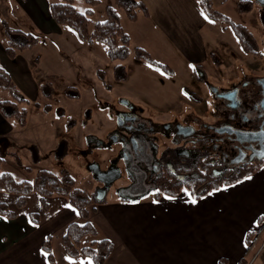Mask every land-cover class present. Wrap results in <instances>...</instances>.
<instances>
[{"label":"crops","instance_id":"0c3cea01","mask_svg":"<svg viewBox=\"0 0 264 264\" xmlns=\"http://www.w3.org/2000/svg\"><path fill=\"white\" fill-rule=\"evenodd\" d=\"M134 1L141 2L147 13L141 9L143 15L132 24L133 35L126 32L130 37V45L135 36V47L152 53L149 45L137 40L134 31H138L139 40L156 44L157 47L153 48L175 55L187 79L192 75L198 78L200 73H207L206 69L211 71L213 77H217L221 66L219 64L225 63V72L238 80L240 63L248 62V58L253 59V62L256 59L252 55V58L243 55L239 61L224 60L217 45L218 40L212 37L214 31L219 33L223 27L217 28L219 22L207 18L197 0H131ZM210 1L220 11L222 7L231 3L237 5L241 0ZM50 3L51 0H0V7L12 10V26L48 35L46 37L61 43L63 30L50 14ZM32 52H36V49L28 55L10 59L0 39V65L13 78L19 90L37 100L41 92L48 96L52 91V94L56 93L57 87L51 81L44 82L46 73L40 67L41 59ZM129 60L143 62L135 60L133 52ZM127 72L129 80V68ZM169 75L173 79L176 77L174 72ZM34 76L36 79H33ZM177 82L180 83L177 86L179 88L182 83ZM67 88L69 86L63 85L60 90L65 91ZM185 89H178L181 97L186 96ZM101 93L97 94L99 105H96V122L104 128L107 126L105 120L109 121V118L105 117L107 110L101 116L104 104H100V99H110L107 100ZM0 97H4V94H0ZM46 105L49 104L46 103L44 107ZM28 124L29 119L25 127ZM85 126L76 123L71 129L74 138H81V129ZM25 127H19L18 130L12 120L0 114V157L4 163L6 156L19 144L18 133H23ZM85 141L89 150L96 148L97 137L91 133L85 136ZM31 142L27 140L24 148L31 149L34 160L38 162L41 160L40 154L46 152L30 145ZM60 147V154L63 150L66 152L68 143L61 140ZM12 170L22 173L14 165L9 171ZM20 180L30 181L25 178ZM104 198L91 212L93 224L113 245V251L104 264H238L246 255L247 233L258 231V220L264 218V165L255 174L211 191L199 199H195L188 191H182L175 197L162 195L157 198L155 193L134 196L117 194L115 197L101 194L97 199ZM17 200L16 195L0 192V204H6L17 213L14 218L0 214V264H94L86 257L71 258L65 251L63 236L71 223L80 221L78 211L72 205L68 207L70 203L66 198L55 196L47 199V209H44L42 197L36 192L27 197L23 208H17ZM31 214L39 216L38 223L32 221ZM48 236L52 238L54 263L42 248Z\"/></svg>","mask_w":264,"mask_h":264},{"label":"rangeland","instance_id":"374dc122","mask_svg":"<svg viewBox=\"0 0 264 264\" xmlns=\"http://www.w3.org/2000/svg\"><path fill=\"white\" fill-rule=\"evenodd\" d=\"M51 1L58 2L61 0ZM121 2L123 5L118 4L117 0H101V5L93 7L94 12L90 18L93 21L105 20L106 7L111 6L120 15L121 23L126 32L133 35L131 31L134 29L132 24L135 21L130 19L129 12L126 10V8H129L131 0H121ZM252 2V11L247 13L241 12L238 5L234 3L228 4L219 10L230 17L234 23L243 25L251 31L260 51L263 53L254 62L253 59L248 58V56H251L246 54L230 26L228 29H220L219 33L214 31V36L212 34V37L218 40L217 45L223 53V56H220L224 60L239 61L243 55L248 58V62L240 63L238 66V69H241V72H239L240 78L244 74L254 76L264 74V6L260 0H253ZM75 6L84 13L89 8L84 0H75ZM135 10L138 17L143 15L140 9ZM11 12L12 10L8 11L0 7V22L5 19L9 24L12 23ZM133 14L131 13V16ZM216 26L217 28L219 26L223 27L221 23H217ZM92 27L93 22L90 24L89 29L92 30ZM60 28L63 30L61 43L50 39L51 37H46L48 35L37 33L41 47L35 48L36 52H32L41 59L40 67L46 73L44 82L51 81L55 83L57 87L56 93H54L55 96L50 97L43 95L41 92L38 99L33 100L20 90L21 95L29 101L26 105L29 112V124L23 128V133H18V137L21 138L18 139L19 144L14 147L11 154L6 156V163H3V169L9 171L14 165L22 172L19 174L16 170H12L15 177L17 179H29L31 182L35 180L37 173L41 170H47L56 175L67 172L75 178L76 184L80 189L85 190L89 195H94L96 198H99L101 194L115 197L119 189L127 186H133L132 191H126L125 195L127 196L141 195L142 193L154 194L153 184L148 183L147 176H141L140 173L129 174L125 171L122 163H119L122 167L120 177L109 185L97 179L90 170V166L95 164L103 172L109 167L117 166L119 162L117 146L114 145L111 149L108 147H96L89 150L85 141V136L88 133L102 141L105 138V131H108L113 125L110 120H105L107 126L103 128L96 122V105H99L97 94L102 92V96H105L107 100L109 98L110 103L125 97V99L131 100L132 103L145 109L146 112L151 113L155 117L160 114L153 109L164 110L171 107L175 108L176 114L180 113L181 116L191 112L198 117L205 116L209 118L213 112L211 106L213 97L210 88L226 89L231 82H236V80L232 78L231 74L225 72V63L219 64L221 65L219 66L220 70L218 75L215 74L217 77H213L208 69H206L207 73H200V78L203 77L205 79V77H208L206 79L208 83L202 82L194 75L187 79L181 72L180 62L175 55H170L160 48H153L157 47L156 44L150 42L147 44L146 41L139 40V32L134 31L139 43L142 42L149 45L148 47L152 49V53H150L154 59L166 65L171 73L174 72L176 77L173 79L169 72L154 68L148 63L129 60L124 62V65L128 64L130 79L127 82H121L116 80L113 75V66L121 64V62L112 63L108 59L107 49L103 43L88 45L81 41L69 27L60 25ZM56 37L59 38L60 36ZM0 39L4 40L1 29ZM147 39L148 41H153L150 38ZM3 43L6 48L5 41ZM135 43L137 42L134 36V40H131L132 48L135 47ZM30 53L31 51H25L19 55H28ZM33 79H36V76ZM174 81L175 83H172ZM177 81L182 83L179 87L180 91L183 87H186V96H180V91L177 87L180 83ZM63 85L71 87L72 93L75 95L79 93L80 97L76 98L74 97L75 95L73 97L67 96L65 91L62 90V92L60 90ZM191 90H195V92H189ZM0 94L4 93L0 92ZM4 96L6 98L10 97L9 94L8 96L4 94ZM180 98L181 101H179ZM46 103L50 105V108L44 110ZM100 104H105V100L100 99ZM102 109L101 116H103L105 108ZM105 117L108 118V115L106 114ZM12 121L18 129L19 125L14 120ZM76 123L87 125L84 129H81L80 135L83 133L80 136L81 138L77 139L74 138V133L71 130ZM27 140L32 141L30 145L46 152L40 154V161L36 162L34 160L31 149L29 150L28 147V149L24 148ZM61 140H65L68 143V148L66 152L63 150L60 154ZM78 140L80 143H78ZM25 167L30 169H25ZM232 167L230 166L229 168ZM180 178H184V176H180ZM247 261L248 264H264V232L249 254Z\"/></svg>","mask_w":264,"mask_h":264},{"label":"trees","instance_id":"16d2710c","mask_svg":"<svg viewBox=\"0 0 264 264\" xmlns=\"http://www.w3.org/2000/svg\"><path fill=\"white\" fill-rule=\"evenodd\" d=\"M84 1L89 6L85 13L76 8L75 0H61L50 3V14L57 24L72 29L81 41L87 44L103 43L107 49L108 59L112 63L121 62V64L113 66V75L116 80L121 82L128 80L127 67L124 62L130 58L132 52L135 60L147 62L172 74L166 65L154 60L147 50L141 47L131 48L130 37L124 30L120 16L113 7L108 6L106 8L105 20L93 21L90 16L93 15V7L99 5L100 0ZM197 1L209 20L221 23L224 29H228L230 26L234 30L246 54L256 58L263 54L253 34L245 26L234 23L230 17L216 10L210 0ZM117 3L123 5L121 0H117ZM129 4V8L126 10L129 12L132 21L137 20L138 17L135 9H143L147 13L146 7L141 2L134 1ZM237 5L239 10L244 13L251 12L253 8L251 0H241ZM131 13L134 14L131 16ZM92 22L93 27L90 30L89 26ZM0 29L3 41L6 43V54L11 59L25 51H32L40 43L38 34L21 28H14L5 19L1 20ZM0 92L10 96L0 98V114L5 119L14 120L19 127H25L28 122L26 105L29 101L21 95L13 78L1 65ZM52 93L48 96L53 97L54 94ZM65 93L70 97L75 95L72 93L71 87L67 88ZM74 97L79 98L80 94L76 93ZM49 108L50 105L44 107V109ZM3 163L4 160L0 157V192L16 195L18 197L16 205L19 209L26 205L27 197L34 192L42 197L44 209L48 208L47 199L55 196L66 198L80 216V221L71 223L63 236L67 255L71 258L86 257L92 260L94 264H104L107 261L113 251V245L99 233L91 220L93 208L105 198L98 200L94 195H89L85 190L80 189L75 178L67 172L56 175L50 171L41 170L37 173L35 180L31 182L17 179L12 173L5 171ZM263 165L264 160H260L239 168H225L220 164L210 165L205 160H200L196 167L191 172L189 171L191 175L185 169H179L177 174L164 171L155 180L153 190L157 198L162 195L175 197L182 191H188L195 199H199L211 191L232 185L255 174ZM185 174L188 176L180 178ZM0 214L8 218L17 216V213L10 210L6 204H0ZM30 217L34 223L39 222L37 214H31ZM258 222L260 224L259 230L248 232L246 235V255L238 264H248L246 257L249 256L264 232V218H260ZM42 248L49 260L54 263L52 238L50 236L45 238Z\"/></svg>","mask_w":264,"mask_h":264},{"label":"flooded vegetation","instance_id":"af4514ba","mask_svg":"<svg viewBox=\"0 0 264 264\" xmlns=\"http://www.w3.org/2000/svg\"><path fill=\"white\" fill-rule=\"evenodd\" d=\"M198 78L208 83L206 77ZM263 78L264 74H244L226 89L210 88L213 112L209 118L191 112L181 116L170 107L153 109L160 114L155 117L123 97L112 103L105 101L103 108L110 112L107 115L113 125L102 141L97 139L96 147L117 146L119 162L99 171L120 172L122 163L129 174L147 176L154 188L155 180L164 171L177 174L179 169H185L191 175L189 171L200 160L225 168L264 160ZM132 189L133 186L124 187L117 192L124 195Z\"/></svg>","mask_w":264,"mask_h":264},{"label":"water","instance_id":"95a60500","mask_svg":"<svg viewBox=\"0 0 264 264\" xmlns=\"http://www.w3.org/2000/svg\"><path fill=\"white\" fill-rule=\"evenodd\" d=\"M264 3V0L261 1ZM262 86L264 88V78L261 80ZM247 138V137H246ZM250 139V138H249ZM262 154L261 156H263ZM90 170L95 174L96 178L102 180L108 184L114 182L120 177V172L117 169H114L108 173H102L99 171V167L97 165H91Z\"/></svg>","mask_w":264,"mask_h":264},{"label":"snow or ice","instance_id":"6c2138e0","mask_svg":"<svg viewBox=\"0 0 264 264\" xmlns=\"http://www.w3.org/2000/svg\"><path fill=\"white\" fill-rule=\"evenodd\" d=\"M193 202H195V200H193ZM68 207H71V205H68ZM41 251H43V250H41Z\"/></svg>","mask_w":264,"mask_h":264}]
</instances>
